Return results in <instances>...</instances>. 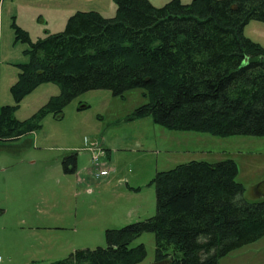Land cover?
Masks as SVG:
<instances>
[{
  "label": "trees",
  "instance_id": "trees-1",
  "mask_svg": "<svg viewBox=\"0 0 264 264\" xmlns=\"http://www.w3.org/2000/svg\"><path fill=\"white\" fill-rule=\"evenodd\" d=\"M115 13L78 10L62 30L28 42L10 87L13 105L0 106V142L37 131L42 117L76 96L106 89L123 97L142 89L144 103L124 120L150 117L169 130L219 137L264 136V48L243 34L250 20L264 21V0H115ZM60 92L28 119L15 110L38 85ZM76 171V153L61 160ZM231 159L191 160L151 179L156 212L105 230L106 245L77 249L47 264H136L144 259V232L155 237L154 264H218L221 257L264 236V199L250 202L236 181ZM138 188H136L137 190Z\"/></svg>",
  "mask_w": 264,
  "mask_h": 264
},
{
  "label": "rangeland",
  "instance_id": "rangeland-1",
  "mask_svg": "<svg viewBox=\"0 0 264 264\" xmlns=\"http://www.w3.org/2000/svg\"><path fill=\"white\" fill-rule=\"evenodd\" d=\"M149 1L161 6L169 0ZM115 8V0H0V106L14 104L10 87L18 65L29 61L30 45L17 38L18 28L35 41L62 30L75 11L110 17ZM243 34L264 48V21L250 20ZM142 91L132 89L123 97L106 89L83 92L60 117L46 113L35 133L0 142V264H47L77 249L104 247L106 229L155 214V190L149 184L155 174L191 160L233 159L242 196L250 202L264 199V136L175 131L150 117L125 121L146 101ZM59 92L56 83L38 85L18 104L15 116L28 119ZM72 153L77 169L65 173L61 160ZM94 156L99 165L90 172ZM102 169L107 174L97 176ZM139 243L146 256L136 264H154V234H140L132 244ZM218 264H264V236Z\"/></svg>",
  "mask_w": 264,
  "mask_h": 264
},
{
  "label": "built area",
  "instance_id": "built-area-1",
  "mask_svg": "<svg viewBox=\"0 0 264 264\" xmlns=\"http://www.w3.org/2000/svg\"><path fill=\"white\" fill-rule=\"evenodd\" d=\"M97 159H98V157H95V156H94V161H95V163H94L93 169L90 170V172L94 171V168L98 167L99 162H98ZM106 174H107V171H106L105 169H102V170L98 171V173H96L97 176H100V175H106ZM94 175H95V173H94Z\"/></svg>",
  "mask_w": 264,
  "mask_h": 264
},
{
  "label": "crops",
  "instance_id": "crops-1",
  "mask_svg": "<svg viewBox=\"0 0 264 264\" xmlns=\"http://www.w3.org/2000/svg\"><path fill=\"white\" fill-rule=\"evenodd\" d=\"M35 133V132H34ZM32 133H30V134H28V135H31ZM28 135H26V136H22V138L21 139H17L16 141H18V140H23L25 137H27Z\"/></svg>",
  "mask_w": 264,
  "mask_h": 264
}]
</instances>
